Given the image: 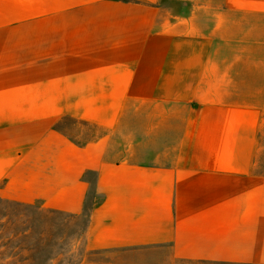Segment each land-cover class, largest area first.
Masks as SVG:
<instances>
[{
  "label": "crops",
  "instance_id": "obj_1",
  "mask_svg": "<svg viewBox=\"0 0 264 264\" xmlns=\"http://www.w3.org/2000/svg\"><path fill=\"white\" fill-rule=\"evenodd\" d=\"M17 206L264 264V0H0V233Z\"/></svg>",
  "mask_w": 264,
  "mask_h": 264
},
{
  "label": "rangeland",
  "instance_id": "obj_2",
  "mask_svg": "<svg viewBox=\"0 0 264 264\" xmlns=\"http://www.w3.org/2000/svg\"><path fill=\"white\" fill-rule=\"evenodd\" d=\"M12 212L0 233V264H184L169 260L167 249L161 260L137 251L91 252L85 217L44 216L24 206Z\"/></svg>",
  "mask_w": 264,
  "mask_h": 264
}]
</instances>
